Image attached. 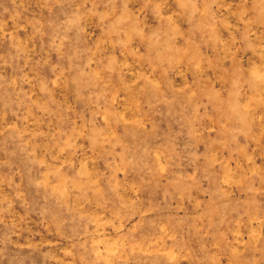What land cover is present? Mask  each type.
<instances>
[{
    "label": "rangeland",
    "instance_id": "obj_1",
    "mask_svg": "<svg viewBox=\"0 0 264 264\" xmlns=\"http://www.w3.org/2000/svg\"><path fill=\"white\" fill-rule=\"evenodd\" d=\"M0 264H264V0H0Z\"/></svg>",
    "mask_w": 264,
    "mask_h": 264
}]
</instances>
